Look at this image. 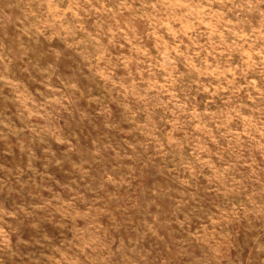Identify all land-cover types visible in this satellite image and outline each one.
Here are the masks:
<instances>
[{
    "label": "rangeland",
    "instance_id": "374dc122",
    "mask_svg": "<svg viewBox=\"0 0 264 264\" xmlns=\"http://www.w3.org/2000/svg\"><path fill=\"white\" fill-rule=\"evenodd\" d=\"M0 264H264V0H0Z\"/></svg>",
    "mask_w": 264,
    "mask_h": 264
}]
</instances>
